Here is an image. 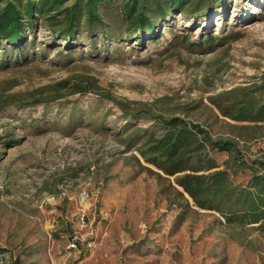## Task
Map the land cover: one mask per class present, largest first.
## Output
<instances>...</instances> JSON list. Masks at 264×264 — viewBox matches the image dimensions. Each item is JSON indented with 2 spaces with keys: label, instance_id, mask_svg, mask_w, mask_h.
Here are the masks:
<instances>
[{
  "label": "rangeland",
  "instance_id": "1",
  "mask_svg": "<svg viewBox=\"0 0 264 264\" xmlns=\"http://www.w3.org/2000/svg\"><path fill=\"white\" fill-rule=\"evenodd\" d=\"M223 6L224 14L205 22L208 31L177 14L174 29L146 36V46L134 36L125 40V28L116 30L118 40L100 33L94 45L83 32L71 52L55 46L30 64L0 68V91L25 94L70 77L91 78L117 99L186 115L215 137L236 139L248 158L262 157L264 125L246 129L210 99H225L264 72V0ZM36 34L38 44L52 37L44 20ZM207 34L213 43L188 45ZM149 125L126 119L116 103L94 92L1 109L0 264L19 256L21 264H264L259 223L228 222L200 209L179 194L175 177L130 146L132 131ZM227 156L215 154L220 163ZM73 235L81 241L76 250L69 248Z\"/></svg>",
  "mask_w": 264,
  "mask_h": 264
},
{
  "label": "trees",
  "instance_id": "2",
  "mask_svg": "<svg viewBox=\"0 0 264 264\" xmlns=\"http://www.w3.org/2000/svg\"><path fill=\"white\" fill-rule=\"evenodd\" d=\"M224 2L0 0V68L30 64L46 56V51L55 46L61 48L58 49L61 54L71 52L83 32L94 45L100 33L108 39L118 40L122 33L117 34L116 30L125 28V40L134 36L138 44L146 46V36L153 35L157 39L162 35V28L174 29L177 14L184 16L187 24H202L204 31H208L205 22L218 14L216 12L220 15L226 12ZM102 6L106 11L100 9ZM40 20L47 22L52 37L38 44L36 32ZM184 28L188 31L189 27ZM180 36L187 42L186 34ZM214 41L213 35L207 34L204 41L188 45L200 49ZM90 92L116 103L126 119L151 123L149 127L132 131L130 146L137 147L146 163L166 176L175 177L176 184L183 190L178 191L181 196L186 193L197 207L222 213L228 222L248 217L250 223H259L264 228V156L248 158L236 139L215 137L209 126L186 115H167L148 104L117 99L101 89L96 81L82 77L66 78L25 94H7L2 90L0 110L9 106L23 109L44 105ZM224 95L225 99H210L223 117L246 124V129L264 125V72L256 81L231 89ZM221 153L228 155L222 163L215 158V154ZM135 158L142 165L139 157ZM248 171L249 177L240 182L239 178ZM21 263L19 256L10 264Z\"/></svg>",
  "mask_w": 264,
  "mask_h": 264
},
{
  "label": "built area",
  "instance_id": "3",
  "mask_svg": "<svg viewBox=\"0 0 264 264\" xmlns=\"http://www.w3.org/2000/svg\"><path fill=\"white\" fill-rule=\"evenodd\" d=\"M78 242H80L79 237L73 235L69 243L70 250H76L78 248Z\"/></svg>",
  "mask_w": 264,
  "mask_h": 264
}]
</instances>
